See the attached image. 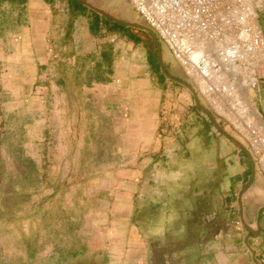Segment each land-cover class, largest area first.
Wrapping results in <instances>:
<instances>
[{"label":"crops","instance_id":"obj_1","mask_svg":"<svg viewBox=\"0 0 264 264\" xmlns=\"http://www.w3.org/2000/svg\"><path fill=\"white\" fill-rule=\"evenodd\" d=\"M134 12L125 0H0V84L22 98L9 113L28 119L22 128L30 138V125L42 124L38 160L23 145L27 165L46 178L59 152L80 176L132 170L142 177L148 163L173 165L185 154V181L156 179L155 187L164 189L165 205L169 196L182 203L176 223H185L188 257L195 264H264L263 167L248 143L226 136L175 81H186L182 68L156 34L132 25ZM160 42L164 73L142 54L144 46L157 57ZM251 102L264 127V80ZM51 106L58 121H49ZM77 130L82 135L72 139ZM100 160L106 164L96 174Z\"/></svg>","mask_w":264,"mask_h":264},{"label":"rangeland","instance_id":"obj_2","mask_svg":"<svg viewBox=\"0 0 264 264\" xmlns=\"http://www.w3.org/2000/svg\"><path fill=\"white\" fill-rule=\"evenodd\" d=\"M247 2L251 6L249 10L245 8V25L236 23L228 29L236 41H240L242 30L248 34L261 30L264 34V0ZM242 8L241 4L235 7L238 11ZM160 46L157 57L144 46L142 54L152 69L164 73L160 53L166 50L161 42ZM232 65L237 66L239 73L226 69V79L215 83L213 91L209 83L190 82L201 104L226 136L245 147L248 143L260 155L264 153V127L253 108L251 95L264 80V51L240 58ZM6 87L5 83L0 84V264H73L76 260L67 257L73 249L83 250L85 257L95 262L150 264L149 238L163 235L168 228L176 226L177 213L182 211V203L172 201L170 196L168 205L162 203L166 201V194L164 189L155 187V180L165 183L180 176L185 181V154L173 165L170 161L157 167L155 163H148V172L142 177L132 170L119 172L120 177H84L80 176L84 172L69 170L67 166L71 163L61 162V154L57 152L58 161L51 162L47 177L39 178L36 166L26 163L27 148L23 145L30 144L28 151L38 160L42 124L30 125L34 127L30 138L29 130L22 128V123L29 125L28 119L9 113L11 103L21 104L22 98L11 97ZM174 88L185 94L184 87ZM189 99L192 103V97ZM49 109V121H58L52 106ZM40 110L43 107H36L38 113ZM65 118L67 122L73 121L69 114ZM73 132L72 139L82 135V131ZM71 148L77 149V146ZM105 164L101 160L95 163V173H101L98 169ZM26 171L29 173L25 175ZM180 187L179 192L185 197V183ZM25 237L41 247L33 259L27 253Z\"/></svg>","mask_w":264,"mask_h":264},{"label":"bare ground","instance_id":"obj_3","mask_svg":"<svg viewBox=\"0 0 264 264\" xmlns=\"http://www.w3.org/2000/svg\"><path fill=\"white\" fill-rule=\"evenodd\" d=\"M125 1L169 48L191 86L190 81L209 83L213 91L215 83L226 79V69L239 73L232 63L264 51L261 30L252 34L242 30L240 41L228 31L236 23L245 25L247 9L251 6L247 0ZM238 4L244 8L236 10ZM255 155L264 169V153L259 155L255 151Z\"/></svg>","mask_w":264,"mask_h":264},{"label":"flooded vegetation","instance_id":"obj_4","mask_svg":"<svg viewBox=\"0 0 264 264\" xmlns=\"http://www.w3.org/2000/svg\"><path fill=\"white\" fill-rule=\"evenodd\" d=\"M185 223H177L168 228L163 235L155 234L149 238L150 264H195L188 256L192 251L185 250ZM193 253V252H192Z\"/></svg>","mask_w":264,"mask_h":264},{"label":"trees","instance_id":"obj_5","mask_svg":"<svg viewBox=\"0 0 264 264\" xmlns=\"http://www.w3.org/2000/svg\"><path fill=\"white\" fill-rule=\"evenodd\" d=\"M6 213H2V215H5ZM25 246L27 253L31 259L35 258L36 254L41 250V247H37L34 242L28 237H25ZM82 258H79V257ZM71 259H75L76 261L73 264H106L101 262H95L88 257H85L83 250H71L69 253V256Z\"/></svg>","mask_w":264,"mask_h":264},{"label":"water","instance_id":"obj_6","mask_svg":"<svg viewBox=\"0 0 264 264\" xmlns=\"http://www.w3.org/2000/svg\"><path fill=\"white\" fill-rule=\"evenodd\" d=\"M96 10H98L100 13H103L104 15H107V13L104 12V11H102V10H99V9H96ZM119 21L122 22V23H126L123 19H120ZM132 25H135L136 27H140L142 29H145L147 31H150V29L148 28L147 24L142 19H140V18H138V20L133 21ZM175 81L178 82L179 84L183 85L184 87H186L192 93V95H193V97L195 99V103H196L197 107L199 109H201L205 114L209 115L212 118L213 121H215V119L212 116V114L210 113V111L201 104V101L199 100L198 95H197L195 89L193 88V86H191L186 81L177 80V79H175Z\"/></svg>","mask_w":264,"mask_h":264}]
</instances>
